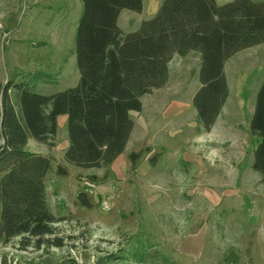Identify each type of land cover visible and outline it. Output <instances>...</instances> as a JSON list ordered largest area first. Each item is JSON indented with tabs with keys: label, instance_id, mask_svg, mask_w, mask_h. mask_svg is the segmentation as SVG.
<instances>
[{
	"label": "rangeland",
	"instance_id": "1",
	"mask_svg": "<svg viewBox=\"0 0 264 264\" xmlns=\"http://www.w3.org/2000/svg\"><path fill=\"white\" fill-rule=\"evenodd\" d=\"M124 12L135 15L123 38L142 25L138 13ZM82 14V0H0V110L8 86L18 108L15 85L44 95L78 85ZM175 59L168 83L133 116L134 140H155L152 167L123 177L110 166L81 168L86 175L59 193L51 184L55 236L42 247L0 243V264H264L263 208L245 209L264 192L247 167L258 140L250 123L264 81V45L226 65L230 96L213 132L201 133L193 105L201 55ZM185 140L193 141L183 147ZM58 239L63 245L53 246Z\"/></svg>",
	"mask_w": 264,
	"mask_h": 264
},
{
	"label": "trees",
	"instance_id": "2",
	"mask_svg": "<svg viewBox=\"0 0 264 264\" xmlns=\"http://www.w3.org/2000/svg\"><path fill=\"white\" fill-rule=\"evenodd\" d=\"M76 33L80 81L53 95L15 85L18 104L5 88L0 110V243L21 239L37 247L55 236L58 219L48 201V156L26 150L30 139L55 146L58 117L68 116L65 162L82 169L108 168L124 153L134 129L130 113L142 98L165 87L178 55L201 54L200 89L193 105L210 132L230 96L225 67L239 52L264 45V1L164 0L157 15L123 38V10L143 11V0H82ZM260 139L253 170L264 182V81L250 123ZM53 246L62 242L54 240ZM143 262L141 258L139 260Z\"/></svg>",
	"mask_w": 264,
	"mask_h": 264
},
{
	"label": "crops",
	"instance_id": "3",
	"mask_svg": "<svg viewBox=\"0 0 264 264\" xmlns=\"http://www.w3.org/2000/svg\"><path fill=\"white\" fill-rule=\"evenodd\" d=\"M232 1L233 0H216L217 4L219 6L225 5V4L230 3ZM263 1H259V2H263ZM163 2H164V0H143V11L141 13H138L140 15V21H138L139 23H137L136 26H139L144 21H148V20L154 18L157 15V13H158L161 5L163 4ZM124 13H126V14H124ZM134 15L135 14L130 13V12H124V10L121 12V14L119 16V20H118V26L120 27L122 32H124L123 26L134 25ZM260 46H262V45H260ZM260 46H258V47H260ZM246 50H248V49H246ZM246 50H243V51H246ZM243 51L239 52L234 57H232L227 62L226 65L228 66L230 61L234 60L240 53H243ZM193 53L197 54L198 52H191L186 57H180L178 55H176V56H178L179 58H182V59H187V58L191 57V55H193ZM175 57L173 58L172 62L170 63V66L173 63V61L176 60ZM80 77H81V75H80ZM79 81H80L79 78L78 79L76 78L75 82L77 83ZM69 88H73V87H69ZM69 88H67V89H69ZM146 96L147 95H145L143 97L142 103H143V100L146 98ZM150 96H152V95L150 94ZM143 108H144V103H143ZM138 114L139 113H137V112L136 113L131 112L130 113L131 119L133 120V116L136 117V115H138ZM220 117H221V115L219 116L214 127L212 128V130H211L212 132L215 131V129L218 127V122L220 120ZM154 120H155V118H153V121ZM133 121H134V129H133V132L131 134V137L129 139V142L127 144V147H126L124 153L122 155H120L114 161V163L110 166L109 171H112L118 177L125 176L128 171H133V170H135V171L141 170L142 171L145 167L147 169H150V167H152L151 161L154 159L153 155H155V153H156V149L154 147L155 146V140H134V135H135V131H136V122H135V119ZM198 123H199V128L201 129V133H203V130H202L203 125L199 121H198ZM67 124H68V116L67 115H61L58 117V132H57V135L55 138V146L54 147H49L48 145L43 144V143H39L34 139H30L28 144H27V147H26V150L28 152L43 155V156H48L53 162V170L47 178L48 197L50 194V187L49 186L51 184L53 187L56 188L55 191H57V193H59L61 190L64 189L63 188L64 185H66V184L73 185L76 182V180L80 178V176L86 175V174H84V172L82 170H80L81 168L65 162V154L70 147V140H69V135H68V127H67L68 125ZM60 129L63 130L62 133H60ZM60 135H62V137H63L62 140H60ZM257 139L258 140H256L255 145L251 147L252 148L251 153H253V156H254L255 150L257 149V147L260 144V139L259 138H257ZM191 141H193V140L182 141V146L183 147L185 145L189 146ZM243 144H244V142H243ZM187 156L192 158L191 155H187ZM253 156H251L250 163L248 164L247 167L251 171L250 174L252 173V175L257 179V182L260 183L259 185L264 187V183L262 181V176L253 170V161H254ZM191 160H193V159H191ZM153 166H154V164H153ZM231 168L232 167H230V165H229V166H227V169H225V170H227V176L230 173V171H228V170H230ZM75 177H76V179L74 180ZM70 180H72L73 184H70ZM263 197H264V192H263ZM263 197L259 196V199H260L259 202L250 203L249 204L250 206L248 207V205H246L245 209L248 211V210H255L256 208L260 207V209L263 208V212H264V206L261 205L262 203H264ZM253 219H254L253 224H256V221L258 222L257 217L254 216Z\"/></svg>",
	"mask_w": 264,
	"mask_h": 264
}]
</instances>
